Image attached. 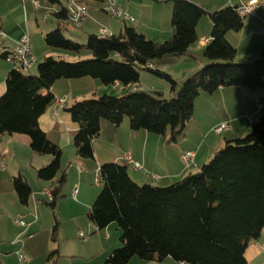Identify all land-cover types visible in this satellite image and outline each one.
<instances>
[{
  "label": "trees",
  "instance_id": "trees-1",
  "mask_svg": "<svg viewBox=\"0 0 264 264\" xmlns=\"http://www.w3.org/2000/svg\"><path fill=\"white\" fill-rule=\"evenodd\" d=\"M169 1L173 33L164 41H153L124 23L117 34L90 33L87 42L80 44L66 39L57 27L44 35L46 45L75 54L76 60L49 55L38 64L36 75L13 68L5 77L0 134H27L33 151L51 157L36 176L53 181L49 198L41 199L55 220L53 241L59 225L55 209L66 178L60 167L62 150L45 136L38 119L55 100L50 89L57 80L91 77L104 85L119 84L124 90L118 96L102 93L76 100L65 108L78 126L73 145L79 158L93 157L92 141L99 135L102 120L118 126L128 117L133 131L168 133L165 140L175 142L192 119L200 92L264 85V49L253 61L236 63V49L225 37L243 26L238 5L207 13L211 38L202 51L205 65L178 88L171 75L147 67L156 59L186 54L197 41L196 26L205 10L189 0ZM67 13L62 7L54 14L58 25ZM139 70L167 81L170 94L141 88ZM128 168L127 161L99 166L101 190L87 213L98 230L116 222L121 231V246L109 253L104 264H128L134 256L145 261L171 257L183 264H249L246 249L264 230V113L248 133L226 140L196 172L169 185L137 184ZM12 182L19 202L26 205L31 194L28 181L20 172ZM57 253V247L51 249L47 259Z\"/></svg>",
  "mask_w": 264,
  "mask_h": 264
},
{
  "label": "crops",
  "instance_id": "crops-1",
  "mask_svg": "<svg viewBox=\"0 0 264 264\" xmlns=\"http://www.w3.org/2000/svg\"><path fill=\"white\" fill-rule=\"evenodd\" d=\"M35 1H37V4L34 3ZM72 1L74 0H65L64 2L62 0H55L54 2H51V5L49 6L47 0H42V1L41 0H0V30L4 33V35L2 36L0 35V50L2 48L12 50L16 46L17 42L22 38V36L26 34L29 36L30 54L34 59V62L36 61V59H38L39 61L43 60L44 57L49 55L67 60L64 58L66 55L65 53L61 52L60 50L51 49L48 47L44 48L43 46H41L40 41H39V46H40L39 49L38 50L36 49L35 44H33V49H32L31 35L29 33V28L31 24H34L37 27V29H44L43 31L42 30L40 31V36H42L44 31L46 30L51 31L56 29L57 27H59V25L57 24V19L54 14L59 12L62 7L66 8L67 4ZM75 1L81 2L83 6L86 8L85 18L82 20L80 24H77L78 27H76L80 29V31L86 36V38L87 35L90 33L98 34V30L100 27H105L110 34H117L122 30L124 23L128 25L127 21L125 22L122 21V23L118 24L117 27L114 26V24L110 25L106 23V19L103 17V14L105 13L108 14V13L102 10L104 0H75ZM115 1L122 7L123 10L129 12L134 17V21L132 22H135L137 20L136 17L140 14L147 17L145 18V20L144 17H142L143 20L138 21L139 25L137 28L139 30L136 28L139 32L145 35V37L153 41L160 42L166 40L172 35L173 29L171 25L168 26L167 24L166 26V21L165 23L162 24L159 13L155 11V8H157V6L153 4H146L148 8L147 11L141 10L140 13V11L137 8H133V3H137L138 5L140 3L144 4L142 0L140 1L115 0ZM156 1H159L162 4L164 3L163 5H167L168 14L170 16L171 7L168 6V4H166L169 2V0H156ZM189 1H192L200 5L206 12L199 19L198 24L196 26L197 41L194 42L188 48L186 54H183L181 56H170V57H176L170 59L164 57L152 63L156 69L159 70L163 69V71L166 70L165 72L171 75V77L176 81V84L178 83V81L182 82L192 73H194L197 69H199L197 60L200 59L201 57L198 58V53L202 55L203 48L211 38L210 36L211 22L209 21L210 19L207 13H210L225 6H235L247 0H189ZM96 9H98L100 12H97ZM164 10L166 11V8H164ZM52 19L54 20L55 23L54 29H51L52 27L48 28L49 27L48 23H50ZM45 22L47 23L46 25L44 24ZM263 22H264V0H256L255 14L252 16L244 17L243 26L239 31H228L226 33L225 37L227 41L231 45H233L236 49V57H235L236 62H251L260 56L261 51L264 49V35L260 33V29L262 28ZM74 26H76V24H69L66 26L65 29H61V30L73 32L76 31V28H74ZM205 28L206 30H204ZM1 57L6 62H0L2 63V65H0L1 67L0 93L3 90H5V84L3 83V79H5L7 75V71L8 70L10 71L11 69L14 68L13 63L7 61L2 54ZM72 57L76 59L78 58V56H72ZM200 61L202 63L204 62L203 64H205L206 62L204 58H201ZM8 62L10 64H8ZM142 80H144V78L140 79L141 88L146 89V87H144V83L142 82ZM57 81L51 87L50 91L54 96H56V98L58 97L64 98L65 104L57 107L56 100H54V102L39 117L38 124L40 128L44 131L45 136L50 141L57 144L61 148L62 155H61L60 167H61V171L65 173L66 180H67V166L69 167L70 165L69 168H71V165L75 163L76 164L81 163L83 165L84 168L82 170H79V173L77 174L78 185L75 187H77L78 191L74 196L72 195V197L75 199L77 195L78 197L74 203L78 204L84 210H86L87 208L86 216L98 192L89 187L88 185L89 179L87 178V176L90 174L92 176L93 174L92 172L94 171V167L96 164L101 165V163L103 162H119V160H120L119 163H121L123 161H126L127 158H129L132 165L129 163L128 164L131 170H133L134 176L131 173H129V175L137 184L142 185L144 183H150L153 185L166 186L167 184L176 181L178 176H180L181 178L188 174L186 170L188 167H186L185 170H183L182 169L183 166L181 165L179 171H177V161H179V156H178L179 152H181L180 155L182 153L191 152L193 154L194 163H196L195 159L198 156L199 153L198 150L202 148L205 138L209 135L208 131H206L207 128L212 129L213 126L218 125L220 123L223 122L228 123L231 126V130L228 132H231L233 134L236 131L238 133L232 135V137H230L229 139L226 138V140H232L241 137L240 132H242V128L247 130V128L250 125H252V123L255 122L254 118L256 117V112L253 111L252 109L253 103L257 110L258 109L263 110L264 108L263 99L261 100L259 97L255 95L256 92L260 90H256L255 88L251 89L244 86H230V87H221L217 89L214 93L210 94L213 107L217 111L215 113L211 108V118L208 119L209 120L208 123H210V125L204 127V133L202 136H199V134H197V131L201 132L202 129H200V127L195 125V122L194 125L189 130L185 128L184 136L181 137L180 140L177 138L175 142L173 143L171 142L168 145V148L171 149V152H169V154H172L173 150H175V153L172 154V157L170 158L171 159L170 162H166L167 158H165V156L159 150H156L153 146L148 147V143L154 145V143L159 141L158 136H153V134L145 133L143 132V130H139L142 132L131 131L129 127V121L125 120L126 118H124L123 121L118 126H115L109 122H106L105 120H102L100 122L99 135L92 141V145H93L92 159L95 160V164H93L89 160H84L87 165V167H85L83 162L76 155L75 149L73 150L72 148L73 137L77 133L78 126L75 122L71 120L70 115L65 109L67 106L71 105V104L69 105L67 104L68 102L67 95L70 94L71 96L75 97L74 91L65 88L64 89L65 93L63 94L58 93L56 91V87L59 82ZM116 86H119V84H116ZM166 90H169V86L167 87V89H161V91L163 92H165ZM217 99L220 100V104H218ZM257 101L261 103L262 105L261 108H258ZM196 104L197 102L195 100L194 113H196ZM233 107L236 108L235 112H232ZM56 108L57 111L55 116L54 112ZM193 116H194L193 119L195 120V116L197 117V114H194ZM17 136L20 137V140L22 139L29 140V144H30V137L27 134H11V135L0 134V147H2L5 142L14 139ZM197 136H198V140H197ZM189 138L193 143L191 142L190 144H187L186 139ZM10 146H11L10 153L12 154L11 156L16 161L15 156H16L17 145H15L14 143L11 144ZM2 153L3 156H5L4 153L7 154V152H2ZM34 153L36 152L34 151ZM65 153H68L67 157H65L64 155ZM206 158L207 155L203 159L201 158V160H204ZM50 159H51L50 156L48 158H45L42 164L43 165L47 164L50 161ZM2 160H4V158H2ZM62 163H64L65 167H63ZM134 164H138L141 169L135 170L133 168ZM156 166H160L162 170H164V173L156 172L155 171ZM151 176H157L158 178L156 181H154L153 178H151ZM5 184L6 187L4 190L7 191L4 192H6L9 197L7 204L11 209L10 211H8V214H10L11 211L18 209L17 205L19 206L20 202L13 188L12 181L9 179ZM49 184L50 185L48 186V189L46 191H43L42 193L45 194V192L47 193V191L50 192V188L51 185L53 184V181H49ZM0 194H1V189H0ZM45 196L48 195L45 194ZM29 198L25 206L28 205ZM41 199L42 198H39L38 200L41 201ZM22 219H24V217H22ZM38 220H39V215L37 214V217H35V221L29 219L27 225L26 224L24 226L17 225L16 227L19 228H17L16 230L15 228H12V234L10 236L12 238L17 239V241L15 242L12 241L13 249L15 250L14 252L8 251V248L3 247L4 242L7 241L9 238H11L10 236H8L9 234L5 236L2 235L0 232V264H7L8 262V260L5 259V257H7V255H5V252H9L8 254L14 260H16L18 264H20L18 254L23 253L24 255H26V257L28 256L27 257L28 262L32 264V261H34V254H30L32 256L29 257V253L25 249L26 237L27 235H29V233L36 232L38 228L40 229ZM90 227L93 229L94 226L92 223L90 224ZM2 228H3L2 221L0 220V231ZM45 230H47V235L46 238L44 239L43 245H41V252H43L44 254L46 253L49 254L51 249L57 247L58 245L57 247L58 253L55 256L59 257L60 256L59 249L61 248V246L59 245V243H56L57 241H59L58 238H56L55 241L52 240L51 229L50 227H48V224ZM79 232L78 234H76L77 236L79 235ZM20 240H22L21 243L23 246L19 245ZM91 241L93 240L90 238V240L83 245V248L86 249L88 245L91 243ZM258 241L261 243L264 242V230L261 236L259 237ZM104 244L108 246V248L104 251L103 258L105 259L113 249L121 246L119 245L118 241L114 242L111 236L106 238ZM6 245L8 247L9 243ZM65 246L67 245L65 244ZM20 249L21 251H18ZM261 251L257 247L249 245V247L246 249L245 252V257L249 262V264H264V251L262 252ZM55 256H52L50 259H46V261L49 264L51 263L57 264L58 260H53V257ZM141 264H146V263H144L143 260Z\"/></svg>",
  "mask_w": 264,
  "mask_h": 264
},
{
  "label": "rangeland",
  "instance_id": "rangeland-1",
  "mask_svg": "<svg viewBox=\"0 0 264 264\" xmlns=\"http://www.w3.org/2000/svg\"><path fill=\"white\" fill-rule=\"evenodd\" d=\"M62 1L64 2L65 0H62ZM137 1H140V0H137ZM142 2H144V4L140 3L138 5L137 3H133V8H137L141 13V10L147 11L148 8H147L146 4H153V5L157 6V8H155V11L159 13V15L161 17L160 19H161L162 24L165 23V21H166V26H167V24H168V26H170L171 14L169 16L167 5H163L164 3L162 4L156 0H142ZM47 3L49 6L51 5L50 1H47ZM166 4H168V6H170L172 9V3L170 1ZM163 6H166V7H163ZM164 8H166V11L164 10ZM96 11L100 12L98 9H96ZM108 14H110V13H108ZM108 14H106V13L103 14V17L106 19L107 24H110V25L114 24V26L117 27L118 24L122 23V21L120 19L115 18L111 14L110 15H108ZM142 17H144V20H145V18H147L144 15L140 14L136 17L137 20L135 22H128L127 24L133 26L134 28H137L139 25L138 21L143 20ZM49 20H51V19H49ZM44 24L46 25L47 23L45 22ZM48 24H49L48 28H50V27H52L51 29L55 28V23H54L53 19ZM76 27H78L77 24H76V26H74V28H76ZM210 29H211V27H210ZM41 30L43 31L44 29H37V27L34 24L30 25L29 33L31 35V47H32V49H33V44H35L37 50L39 49V47H40L39 41H40L41 46H43L44 48L48 47L44 41V35L46 33H48L49 30L44 31L42 36H40ZM204 30H206V28ZM62 33L66 39L72 40L76 43L85 44L87 42L86 36L78 28H76V31H73V32L62 31ZM61 52L66 54L64 58L67 59V61L76 60V58L72 57V56H76L75 54H72L70 52H65V51H61ZM200 57L203 58V56L198 53V58H200ZM165 58L170 59V58H176V57H165ZM200 59L197 60V64L199 65V68H201L202 66L205 65V64H203L204 62L202 63L200 61ZM41 61L42 60L39 61L38 59H36L33 66L31 68H29L27 70V72L30 74L36 75L38 64ZM0 62H6L5 60L2 59L1 53H0ZM238 63H247V62H238ZM8 64H10V63L8 62ZM0 65H2V63H0ZM161 70L163 71V69H161ZM8 71H7V73H8ZM164 71H166V70H164ZM139 75H140V79L144 78V80H142V82L144 83V87H146V89H151V90L156 89V90L161 91V89H167V87L169 86L167 81H165L164 79H162L160 77H157L156 75L152 74L151 72H149L147 70H139ZM57 82H59L57 84V87H56V91L58 93H60V94L65 93V90H64L65 88L68 90L74 91L75 97L71 96L70 94L67 95V100H68L67 104L68 105L74 103V101H76V100L78 101V100H81L84 98L97 97L102 93H109L111 95H117L118 96L124 92L121 85L116 86V87H113V85H104L98 79H94L91 77H81L79 79H59ZM3 83L5 84V79H3ZM64 84H66V85H64ZM180 84H181V82L178 81L177 88L180 86ZM0 86H1V84H0ZM255 89L260 90V91H257L255 95L257 97H259L261 100L263 99V101H264V85L258 86ZM4 91L5 90H3L0 93V96L3 95ZM161 92H163V91H161ZM163 93L165 95H169L170 94V88H169V90H166ZM54 97L56 98V96H54ZM195 100H196L197 104H196V113H194V114H197V117L195 116V120H194L193 119L194 116H193L192 119L187 123L186 128H187V130H189L194 125V122H195V125H197L198 127H200V129L203 130V131L201 130V132L197 131V134H199V136H202L204 133V127H207L210 125V123H208V121H209L208 119L211 118V108L213 109V111L215 113L217 111L213 107L210 94H208L206 92H200ZM217 101H218V104H220V100L217 99ZM235 109L236 108L233 107L232 112H235ZM252 109H253V111L256 112V117L254 118V120L256 122L260 119V116L264 113V108H263V110H259V109L257 110L254 103H253ZM125 118H126L125 120L129 121L128 117H125ZM215 126H217V125H215ZM215 126H213L212 129L211 128L206 129V131H208L209 135L205 138V141L203 142L202 148H200L198 150L199 153H198L197 158L195 159L196 163L188 164L186 161L182 160L181 155H180L181 152H179V154H178L179 161H177V171H179V168L181 165V166H183L182 167L183 170H185V168L188 167L186 169L187 173L196 172L201 164L206 163L211 159L213 153L216 150H218L224 146V144H225L224 141H226V138L229 139L230 137H232V135L238 133L236 131L233 134L231 132H228L231 130V126H230V129L228 131L223 132L220 135H217V134H214V132H213V128ZM250 126L247 128V130L242 128V132H240L241 137L244 136L246 133H248ZM130 130L133 131L131 128H130ZM140 130H143V129H140ZM133 132H142V131L137 130V131H133ZM143 132L148 133V134H152V133H149L145 130H143ZM184 134H185V130L182 134H180L178 136V139L180 140V138L183 137ZM167 135H168V133L166 134V136ZM153 136H158L159 141L154 143V145H151L148 143V147L153 146L156 150H159L165 156V158H167L166 162H170L171 161L170 158L172 157V154L175 153V150H173L172 154H169V152H171V149L168 148V145L171 142L167 143V141L165 140L166 136L155 135V134H153ZM21 138H23V137H21ZM197 140H198V136H197ZM186 141H187V144H190L192 142L190 138L186 139ZM14 143H15V145H17L16 156H15L16 161L13 159V157L11 156L12 154L10 153V150H11L10 145L14 144ZM72 145H73V141H72ZM4 148H6V149H4ZM72 148L74 150V145ZM3 150H5V151H3ZM2 152H7V154L4 153L5 156H3ZM177 152H178V150H177ZM37 154L31 150L29 140H26V139L20 140V137H18V136L15 137L14 139L9 140L8 142H5L4 145L2 147H0V161L2 160V158H4V160H3L4 164H3V166H0V189H1V194H0V209H1L0 210V220L2 221V226H3V228L1 229L0 232L2 235L6 236L7 234H9L8 236H10L12 234V228H15V230L17 228H19V227H16L17 224H13L14 223L13 218L16 215H22V217H24L23 221L27 225L29 219L35 221V217H37V214H38L39 215L38 221H39L40 229L38 228L36 230V232L29 233V235H27L25 249L28 251L29 257L32 256L30 254H34V261H32V264H49L46 261L48 253L44 254L43 252H41V245H43L44 239L46 238V235H47V230H45V228H47V224H48V227H50L51 232H52V227L54 225L55 220H54L51 208L48 205L43 204L38 199L42 198V199L47 200L49 198V196H45L46 192H45V194L42 192L46 191L50 184H49V181L38 179L36 176V169L42 167L43 161L45 160V158H48L49 155H46V154L37 155ZM64 155H65V157H67L68 153H65ZM206 155H207V158L204 160H201V158L203 159ZM92 158H80V160L83 162L85 167H87L86 162L84 160H89L90 162L95 164V160H93ZM119 162H120V160H119ZM103 163H107V162H103ZM103 163H101V164H103ZM62 165H63V167H65L64 163H62ZM79 165H81V168L79 167ZM99 166H100V164H96L94 167V171L92 172L93 173L92 176H91V174L87 176V178L89 179V184H88L89 187L94 189L95 191H98L96 195H98V193L100 192L101 185H102L101 181H100V177H99ZM189 166H190V168H189ZM63 167H62V169H63ZM69 167H70V165H69ZM69 167L67 166V180L64 183V185L62 186V189L60 191V196L57 200V206L55 209L56 216H57V219L59 222L57 232H56L57 233L56 237L58 238L59 241H57L56 243H59L61 248L59 247L60 248L59 249L60 256L59 257H57V256L53 257V260H58L57 264H104V262H105V258H103L104 257V251L108 248V246L106 244H104V242L106 241V238L111 236L113 238L114 242L118 241L119 245H121V243H120L121 231L118 228V225L116 222L110 223L106 228H104L102 230H98L96 228V226H94V225H93L94 226L93 229L90 227L91 223L86 216L87 208H86V210H84L78 204L74 203L78 197L77 195H76L75 199L72 197V189L78 185V175L77 174L79 173V170H82L84 167L81 163H78V164L75 163V164L71 165V168H69ZM128 171H129V173H131L134 176L133 170H131L130 167L128 168ZM155 171L158 173H164V170H162V168L160 166H156ZM20 172L23 175H25V177H26V179H27V181L31 187L32 193L30 195L29 203L27 206L21 205L19 203V206L17 205L18 209L13 210L10 212V214H8V211H10L11 209H10L9 205L7 204L8 200H9L8 194L6 192H4V191H7V190H4L6 187L5 183H7V181L9 179L12 181L13 176H16ZM97 173H98V177H99L98 182L96 181ZM152 173H154V172H152ZM58 174H57V176H58ZM183 177L180 178V176H178L176 181L182 179ZM151 178H153V176H151ZM12 185H13V182H12ZM167 185H169V184H167ZM95 198H96V196H95ZM36 208H37V210H36ZM18 226H20V225H18ZM79 231H82L84 236H81ZM74 232H75V234H74ZM78 232H79V235L77 236L76 234H78ZM90 238L93 241H91V243L88 245V247L86 249H84L83 245L86 244V242L89 241ZM12 241L15 242V241H17V239L12 238V237L9 238L7 241L4 242L3 247L8 248V251L14 252L15 250L13 249ZM21 241L22 240H20L19 245L23 246ZM256 241H258V240H256ZM8 243H9V246L7 247L6 244H8ZM65 244L67 246H65ZM250 246L257 247L255 243H251ZM57 247H58V245H57ZM21 249L18 251H21ZM258 249L261 251L260 248H258ZM8 253L9 252H5V255H7V257H5V259L8 260L7 264H18L16 262V260H14ZM2 259H4V258H2ZM131 259H130L131 261H129V264H141L143 261L142 259H140L137 256H134ZM144 263H146V264H183V263L177 262L176 260H174L171 257H165V259H163L162 261H145L144 260ZM28 264H31V263L28 262Z\"/></svg>",
  "mask_w": 264,
  "mask_h": 264
},
{
  "label": "built area",
  "instance_id": "built-area-1",
  "mask_svg": "<svg viewBox=\"0 0 264 264\" xmlns=\"http://www.w3.org/2000/svg\"><path fill=\"white\" fill-rule=\"evenodd\" d=\"M37 4V1L34 2ZM255 6L256 0H247L238 4L236 10L239 16H252L255 14ZM68 13V17L65 21L59 23L60 29H65L69 24H80L82 20L86 16V8L83 6L81 2L72 1L67 4L66 7ZM102 10L104 12L110 13L115 18L120 19L121 21L132 22L134 21V17L127 11L123 10L122 7L115 1V0H104ZM260 33L264 34V22L262 28L260 29ZM99 35H109V31L105 27L99 28ZM0 35H4V33L0 30ZM0 53L4 56V58L13 63V66L16 70H23L27 71L31 68L34 64V59L30 54V43H29V36L24 35L22 38L17 42L16 46L12 50H8L6 48H2ZM147 67H153L152 64H147ZM116 87V84L113 86ZM56 100V106H62L65 104V99L58 97ZM258 108H261L262 105L260 102L257 101ZM57 108L55 109V116H56ZM230 129V125L228 123H221L213 128V132L217 135H220L223 132H226ZM181 158L186 161L188 164H193V154L191 152H186L181 154ZM127 163L131 164L129 158L126 159ZM4 161H0V166H3ZM132 165V164H131ZM81 168V165H79ZM133 168L141 169L138 164H134ZM153 180L156 181L157 177L153 176ZM96 181H99L98 173ZM77 192V187L72 189V195L74 196ZM48 196L50 192L47 191L46 193ZM14 223L20 226H24L25 222L22 219V215H16L13 219ZM80 235L84 236L83 232L80 231ZM251 243H255L258 248L264 251V242L252 241ZM250 243V244H251ZM18 258L20 264H28V258L23 253L18 254Z\"/></svg>",
  "mask_w": 264,
  "mask_h": 264
},
{
  "label": "bare ground",
  "instance_id": "bare-ground-1",
  "mask_svg": "<svg viewBox=\"0 0 264 264\" xmlns=\"http://www.w3.org/2000/svg\"><path fill=\"white\" fill-rule=\"evenodd\" d=\"M98 32H99V30H98ZM99 35V34H98Z\"/></svg>",
  "mask_w": 264,
  "mask_h": 264
}]
</instances>
